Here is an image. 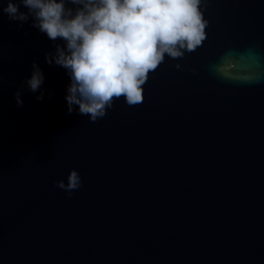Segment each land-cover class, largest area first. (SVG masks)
Listing matches in <instances>:
<instances>
[{
  "label": "water",
  "instance_id": "obj_1",
  "mask_svg": "<svg viewBox=\"0 0 264 264\" xmlns=\"http://www.w3.org/2000/svg\"><path fill=\"white\" fill-rule=\"evenodd\" d=\"M201 7L202 46L96 122L45 60L64 41L0 13V264H264V0ZM34 62L44 83L17 107Z\"/></svg>",
  "mask_w": 264,
  "mask_h": 264
},
{
  "label": "clouds",
  "instance_id": "obj_2",
  "mask_svg": "<svg viewBox=\"0 0 264 264\" xmlns=\"http://www.w3.org/2000/svg\"><path fill=\"white\" fill-rule=\"evenodd\" d=\"M207 0H6L0 13L9 21L32 19V27L46 34L56 45L55 54L45 60L66 70L70 84L65 100L71 115L78 114L96 122L106 116L115 101L124 99L129 107L143 100V86L150 74L164 63L165 56L183 59L206 39L208 21L202 4ZM23 6L28 11L21 12ZM215 68L228 78L227 65ZM175 68L180 70L181 65ZM31 78L15 93L17 107L23 106L21 94L25 84L35 93L44 83L39 66L32 65ZM3 79L0 76V89ZM43 100V93L36 97ZM82 186L79 173L70 171L67 184L55 187L69 197Z\"/></svg>",
  "mask_w": 264,
  "mask_h": 264
}]
</instances>
